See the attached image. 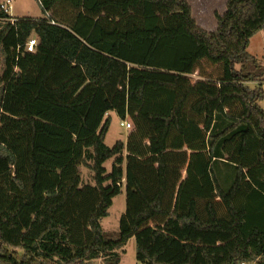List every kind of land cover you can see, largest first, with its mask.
<instances>
[{
    "label": "trees",
    "instance_id": "1",
    "mask_svg": "<svg viewBox=\"0 0 264 264\" xmlns=\"http://www.w3.org/2000/svg\"><path fill=\"white\" fill-rule=\"evenodd\" d=\"M37 2L45 17L0 9V264H119L132 237L138 264H264V65L247 51L264 0H227L213 31L186 0ZM111 112L133 129L108 147Z\"/></svg>",
    "mask_w": 264,
    "mask_h": 264
},
{
    "label": "rangeland",
    "instance_id": "2",
    "mask_svg": "<svg viewBox=\"0 0 264 264\" xmlns=\"http://www.w3.org/2000/svg\"><path fill=\"white\" fill-rule=\"evenodd\" d=\"M186 1L190 4L191 9L193 7V10H195L196 18L194 19L196 23L207 31H213L216 27V20L214 14L212 13V15H210V13L212 9H215L216 12H222V9H220L222 7L219 5L222 0ZM217 5H219L220 8L217 7ZM10 14L12 16H25L30 18L45 17L37 0H12V9ZM2 23L3 21H0V28ZM247 51L250 55L254 56L261 65H264V32L261 31L250 39ZM1 67L2 62L0 60V73ZM194 77L195 75L189 76V79L192 81V83L194 82ZM261 81L263 97L259 102V106L264 111V70ZM110 115V125L104 138V143L108 147H112L118 140L125 141L126 136L129 133L127 130H124L119 126V119L114 113L111 112ZM123 157H125V152L123 153ZM113 162L114 158H111L103 164V167L107 172L110 171ZM79 171L82 185H93L91 171L84 167H80ZM121 191V194L115 196L112 199V205L108 209V216L100 221L104 235L109 239H117L119 218L125 211L124 182L122 183ZM16 253L18 257L22 255L21 251H17ZM115 253L119 256V264H138L135 259L134 237L127 241L125 247L122 250H117ZM90 264H106V262L104 257H100L96 260H93Z\"/></svg>",
    "mask_w": 264,
    "mask_h": 264
},
{
    "label": "built area",
    "instance_id": "3",
    "mask_svg": "<svg viewBox=\"0 0 264 264\" xmlns=\"http://www.w3.org/2000/svg\"><path fill=\"white\" fill-rule=\"evenodd\" d=\"M0 9L3 11V13H5L11 17V18H9L10 22L13 23L16 20L15 17H12L10 14V11L12 9V0H1L0 1ZM36 44H37V40L34 37H32L25 44V50L27 52H34V48H35ZM119 126L121 128H123L124 130H127L128 132H130L133 129L132 122L128 119L119 120ZM240 264H244V263H240Z\"/></svg>",
    "mask_w": 264,
    "mask_h": 264
},
{
    "label": "crops",
    "instance_id": "4",
    "mask_svg": "<svg viewBox=\"0 0 264 264\" xmlns=\"http://www.w3.org/2000/svg\"><path fill=\"white\" fill-rule=\"evenodd\" d=\"M226 1H227V0H222V1L220 2L219 5H221L222 8H220L219 5H217V7H219L220 9H222V10H221V11H222L221 13L217 11L218 14H222V13L225 11L224 6H225ZM214 12H216L215 9H212L210 15H212V13L214 14ZM192 15H193L194 18H196V17H195V16H196V14H195V10H193V7H192ZM11 16H12V15H11ZM12 17H16V18H25V16H12ZM29 18H30V17H29ZM37 18H40V17H37ZM109 114H110V113H109ZM110 116H111V115H110ZM121 141H122V140H121Z\"/></svg>",
    "mask_w": 264,
    "mask_h": 264
}]
</instances>
